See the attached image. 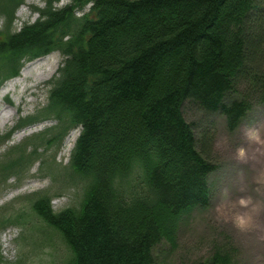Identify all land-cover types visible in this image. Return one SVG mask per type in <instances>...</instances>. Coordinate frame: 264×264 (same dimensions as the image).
<instances>
[{"label": "trees", "instance_id": "16d2710c", "mask_svg": "<svg viewBox=\"0 0 264 264\" xmlns=\"http://www.w3.org/2000/svg\"><path fill=\"white\" fill-rule=\"evenodd\" d=\"M24 4L0 0V88L26 62L62 53L46 108L16 130L53 116L55 140L80 129L70 168L88 181L80 208L57 213L47 194H33L32 210L61 234L73 264H156V247L175 245L182 223L209 206L218 170L185 104L222 113L231 131L264 105V0H47L17 30ZM27 152L2 173L39 148ZM201 264L238 263L219 248Z\"/></svg>", "mask_w": 264, "mask_h": 264}, {"label": "rangeland", "instance_id": "374dc122", "mask_svg": "<svg viewBox=\"0 0 264 264\" xmlns=\"http://www.w3.org/2000/svg\"><path fill=\"white\" fill-rule=\"evenodd\" d=\"M46 1L25 0L16 12L15 28L35 23L40 15L34 9H43ZM90 6L77 15L88 12ZM3 28L2 18L0 32ZM46 56L60 60L55 72L40 66L22 76L28 61L19 76L0 88V264L74 262L61 234L34 213L28 200L33 194H47L57 213L80 208L88 181L70 168L74 148L70 154L64 152L74 129L55 140L61 123L52 115L16 130L20 119L38 116L48 104L49 83L58 77L65 57L59 51ZM184 115L193 125L200 147L202 135L208 134V157L218 164V170L210 176L209 206L195 210L182 223L175 245L163 242L156 247V264H201L219 248L228 249L238 264H264V105L254 104L234 131L219 112L207 114L186 103ZM34 148L39 152L33 161L2 173L7 163L27 157L23 152L30 154Z\"/></svg>", "mask_w": 264, "mask_h": 264}, {"label": "bare ground", "instance_id": "6f19581e", "mask_svg": "<svg viewBox=\"0 0 264 264\" xmlns=\"http://www.w3.org/2000/svg\"><path fill=\"white\" fill-rule=\"evenodd\" d=\"M49 57L50 56H46V57H42L37 60H34L32 62H29L23 69L22 76L27 77L29 74V71L33 70L32 69L33 67H34V70L37 71L39 70L40 66L50 67L51 70L55 72V70L58 68L60 60L58 59V57H55V59H51ZM79 134H80L79 130H74L68 135L67 140L65 142L64 152H66L67 154L71 153L79 137Z\"/></svg>", "mask_w": 264, "mask_h": 264}]
</instances>
